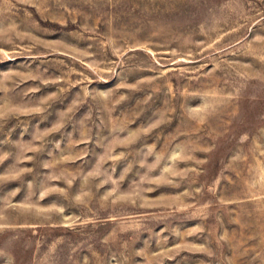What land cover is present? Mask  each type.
Returning <instances> with one entry per match:
<instances>
[{
    "label": "rangeland",
    "instance_id": "rangeland-1",
    "mask_svg": "<svg viewBox=\"0 0 264 264\" xmlns=\"http://www.w3.org/2000/svg\"><path fill=\"white\" fill-rule=\"evenodd\" d=\"M0 264H264V0H0Z\"/></svg>",
    "mask_w": 264,
    "mask_h": 264
}]
</instances>
